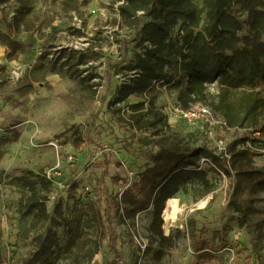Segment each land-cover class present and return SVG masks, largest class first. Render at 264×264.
<instances>
[{
	"label": "rangeland",
	"instance_id": "374dc122",
	"mask_svg": "<svg viewBox=\"0 0 264 264\" xmlns=\"http://www.w3.org/2000/svg\"><path fill=\"white\" fill-rule=\"evenodd\" d=\"M122 3L0 2V30L9 33L12 44L9 47L0 40V58L6 67L0 80V264H20L35 247L34 236L46 230L57 240L55 264H110L113 258L105 221H99L98 230L85 227L80 236L71 228L88 201L100 206L97 178L105 157L110 161L107 183L119 196L129 172L139 176L149 164V153L157 149L142 142L150 132L132 128L127 120L128 104L142 97L113 102L117 86L135 72L127 67L136 46L132 40L125 43L132 29L123 23ZM122 45L127 49L123 60ZM107 60L113 61V93L101 103ZM186 84L185 79L182 86ZM156 86V103L169 114L181 102L180 87ZM257 89L264 93V83ZM262 123L261 119L258 127ZM172 127L184 140L189 138V144L207 145L217 152H227L241 134L218 126L213 136L205 137L182 121ZM220 140L226 150L219 148ZM252 164L264 166V155H255ZM31 172L51 178L55 186L47 201L51 217L39 224L23 214L22 193L16 184L17 178ZM67 173L73 176L70 187L63 177ZM209 178L215 190L205 197L192 184L176 192L174 220L165 219V204L162 228L169 236L167 245L160 244L151 230L152 208L140 212L135 221L116 216L121 264H264V223L259 228L254 224L264 221V188L257 195L260 199L254 203L250 225L241 227L237 212L229 206L232 179L213 171ZM190 219L196 225L195 238L189 232ZM195 245L202 249L195 250Z\"/></svg>",
	"mask_w": 264,
	"mask_h": 264
},
{
	"label": "trees",
	"instance_id": "16d2710c",
	"mask_svg": "<svg viewBox=\"0 0 264 264\" xmlns=\"http://www.w3.org/2000/svg\"><path fill=\"white\" fill-rule=\"evenodd\" d=\"M119 10L123 23L132 29L125 43L135 42V56L127 66L135 72L117 86L113 102L132 95L142 97L128 104L127 120L132 128L150 132L142 142L157 149L149 153V164L139 176L134 174L131 179L128 175L119 196L113 195L107 183L110 161L105 157L97 178L100 206L88 201L71 228L80 236L85 227L98 230L99 221H105L108 251L113 256L110 264H121L123 259L116 216L135 221L140 212L152 208L151 230L160 244L167 245L169 236L163 232L162 214L166 201L180 189L196 185L200 196L205 197L215 190L209 173L223 172L232 179L229 206L237 212L239 225L248 227L254 203L260 199L259 190L264 188V166L252 164L255 155H264V93L257 89L264 83V0H123ZM0 36L3 44L11 47L9 33L0 30ZM121 47L123 60L127 49ZM111 64L113 61L107 60L101 103L113 93ZM5 68L0 63V80ZM185 79L187 84L182 86ZM158 83L180 87L179 100L184 107L197 102L210 105L230 130L241 131L227 152L191 145L186 141L189 138L180 137L156 103ZM212 83L215 91L211 90ZM261 119L262 126L258 127ZM31 173L17 178L16 184L22 193L23 214L39 224L51 217L47 201L55 186L51 178ZM63 177L70 187L73 176L67 173ZM263 223L258 220L254 224L259 228ZM188 227L195 238L193 219ZM34 242L33 251L20 264H55L54 233L38 232Z\"/></svg>",
	"mask_w": 264,
	"mask_h": 264
},
{
	"label": "built area",
	"instance_id": "2783aa9c",
	"mask_svg": "<svg viewBox=\"0 0 264 264\" xmlns=\"http://www.w3.org/2000/svg\"><path fill=\"white\" fill-rule=\"evenodd\" d=\"M211 90L215 91V83L211 84ZM167 119L168 123L171 126L178 124L180 121L186 122L187 124L192 126L193 129L203 134L205 137L213 136L214 131L218 126L229 130L226 122L214 113L213 108L210 105L200 102L191 104L188 107H184L179 102L176 103V105L171 108L170 113H167ZM195 130L193 131L196 132ZM256 135L258 137H261L260 132H257ZM218 145L220 149L226 150L222 140H220ZM59 174L61 175V173ZM129 176L132 179L134 173L130 171ZM87 189H89V187H87ZM54 197L55 195H53V198Z\"/></svg>",
	"mask_w": 264,
	"mask_h": 264
},
{
	"label": "bare ground",
	"instance_id": "6f19581e",
	"mask_svg": "<svg viewBox=\"0 0 264 264\" xmlns=\"http://www.w3.org/2000/svg\"><path fill=\"white\" fill-rule=\"evenodd\" d=\"M177 212H178L177 199L171 197L166 201L164 217L166 220L169 219L174 220L177 217Z\"/></svg>",
	"mask_w": 264,
	"mask_h": 264
},
{
	"label": "crops",
	"instance_id": "0c3cea01",
	"mask_svg": "<svg viewBox=\"0 0 264 264\" xmlns=\"http://www.w3.org/2000/svg\"><path fill=\"white\" fill-rule=\"evenodd\" d=\"M4 59L3 58H0V63H4Z\"/></svg>",
	"mask_w": 264,
	"mask_h": 264
}]
</instances>
